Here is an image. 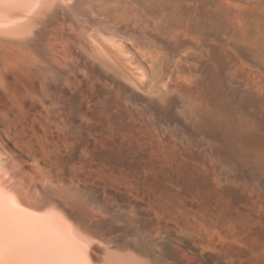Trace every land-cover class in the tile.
Returning <instances> with one entry per match:
<instances>
[{"label":"bare ground","instance_id":"1","mask_svg":"<svg viewBox=\"0 0 264 264\" xmlns=\"http://www.w3.org/2000/svg\"><path fill=\"white\" fill-rule=\"evenodd\" d=\"M176 107L204 156L136 142ZM83 157L147 252L53 186ZM0 264H264V0H0Z\"/></svg>","mask_w":264,"mask_h":264},{"label":"rangeland","instance_id":"2","mask_svg":"<svg viewBox=\"0 0 264 264\" xmlns=\"http://www.w3.org/2000/svg\"><path fill=\"white\" fill-rule=\"evenodd\" d=\"M126 113L130 118L139 119L140 127L145 133L146 138L144 140H136V142L140 145L139 147H147L150 154L157 153L158 145L156 143V136H159L162 142L167 146L174 147V142L176 140L178 145L183 149L198 152L200 153V156L205 155L202 148L203 143L188 129L189 125L184 118L180 107H176L173 111L162 116H152L149 120L145 119V113L141 108H135L133 112L131 110H126ZM133 113H136L137 115L134 116L132 115ZM76 117V126L80 129L83 135L87 134V127L92 126L96 122L93 113L86 115L82 110L76 112ZM4 123H6V121ZM89 139L91 140V146L86 147L88 156H91L92 152L97 148L103 150L107 149V142L104 138L94 135ZM67 142L69 143V141ZM40 153L45 156L47 155L45 148H41ZM78 164L80 168L79 173L76 176L71 173L65 174V176L62 177L65 178V181H62L58 172H55L53 174V186L58 187L59 184H63V187H65V185H68L70 182L80 184L84 189L85 194L88 196L85 201L86 203H80L81 210L84 213L93 214L98 218L112 221L113 224L119 228L121 240L126 242V249H129L130 252H147L149 250L148 242L152 233H154L155 228L143 230L139 225L137 218L126 213L124 206L126 203L115 201L110 196L108 190V187L110 186L101 179L97 167L90 162L89 159L85 157L80 158L78 159ZM41 181L43 182V179H41ZM46 182L44 184L49 187ZM58 190L59 189H56L55 193L61 198L65 200H71V198H74L72 197L71 191L67 189H62L61 191ZM112 237H114V234L110 233L109 238H111V241L113 240ZM103 245L107 249H111L109 243L105 242Z\"/></svg>","mask_w":264,"mask_h":264}]
</instances>
